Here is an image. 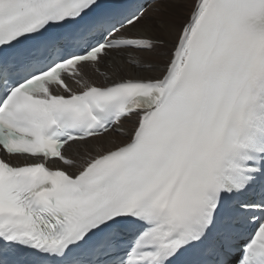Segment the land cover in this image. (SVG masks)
<instances>
[{"label":"snow or ice","instance_id":"snow-or-ice-1","mask_svg":"<svg viewBox=\"0 0 264 264\" xmlns=\"http://www.w3.org/2000/svg\"><path fill=\"white\" fill-rule=\"evenodd\" d=\"M0 264H264V0H0Z\"/></svg>","mask_w":264,"mask_h":264},{"label":"bare ground","instance_id":"bare-ground-1","mask_svg":"<svg viewBox=\"0 0 264 264\" xmlns=\"http://www.w3.org/2000/svg\"><path fill=\"white\" fill-rule=\"evenodd\" d=\"M156 7H161V4H157ZM166 10H167V8H166ZM186 12H187V9H181L175 5L170 4V10L167 13H169L171 15L166 16V18L171 19L173 23H179L178 21H180V20L176 19V17L183 19L186 16ZM133 32L139 33V34L144 35V36H150L153 39H157V40L160 38H164V39L168 38L166 34L160 33L158 31H154L153 26L150 23L144 24L143 26H137L136 29H133ZM141 59H143L144 61H146L152 65H158L161 63V61L159 60V58L155 54H142ZM128 74L129 75L132 74L130 70H129ZM93 78L97 79V81L99 82L100 80L103 79V74H101L99 77H93ZM83 150L84 149H82V148L78 149L76 146H74L70 150V154L72 156L78 158L79 152L83 151Z\"/></svg>","mask_w":264,"mask_h":264},{"label":"rangeland","instance_id":"rangeland-1","mask_svg":"<svg viewBox=\"0 0 264 264\" xmlns=\"http://www.w3.org/2000/svg\"><path fill=\"white\" fill-rule=\"evenodd\" d=\"M161 7L165 8V9L167 8L168 11L170 10V4H168V5H161ZM167 10H166V11H167ZM168 11H167V12H168ZM179 20H182V19H179ZM178 22H180V21H178ZM145 24H149V23H148V22H145ZM142 26H143V25H142Z\"/></svg>","mask_w":264,"mask_h":264}]
</instances>
